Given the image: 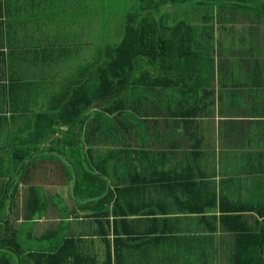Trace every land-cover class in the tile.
I'll list each match as a JSON object with an SVG mask.
<instances>
[{"label":"crops","instance_id":"0c3cea01","mask_svg":"<svg viewBox=\"0 0 264 264\" xmlns=\"http://www.w3.org/2000/svg\"><path fill=\"white\" fill-rule=\"evenodd\" d=\"M99 1L0 0V264H260L264 64L239 59L236 69V58L224 55L235 30L189 31L197 56L181 82L190 84L184 98L194 122L159 125L167 139L146 148L97 145L81 156L89 173L58 150L33 152L24 179L17 149L51 146L39 141L38 117L62 83L54 75L59 55L97 30ZM241 31L250 39H235L251 45L234 53L258 52L264 30ZM199 47L208 65H199Z\"/></svg>","mask_w":264,"mask_h":264},{"label":"trees","instance_id":"16d2710c","mask_svg":"<svg viewBox=\"0 0 264 264\" xmlns=\"http://www.w3.org/2000/svg\"><path fill=\"white\" fill-rule=\"evenodd\" d=\"M187 1L218 3V7H212L218 15L209 17L210 22L216 20L218 24L208 23L210 30L224 27L221 9H226L234 18V23L229 19V24L225 25L229 28H235L237 19L247 18L244 13L249 4L258 3L264 12V0H139L137 10L123 17L120 42L107 45L104 51L98 46V56L90 59H86V50H80L85 48L62 52L54 69L55 77L62 79V83L55 86L47 114L38 117L42 132L39 141H50L51 146L43 150L42 147L24 148L23 153L21 148L17 149L16 162L18 153L24 158V179L34 169L32 161L25 162L33 152L39 155L46 149L58 150L72 156L79 172L85 168L89 173L93 167H88L81 156L93 155L95 146L109 150L107 147L125 145L127 140L140 146L144 144L142 147L146 148L150 142L167 139L168 132L163 126L159 130V125L190 123L198 118L189 108V100L184 98L192 92H185L190 90V85L181 82L191 73L190 62L196 61L197 53L189 48L195 35L189 31L197 27L185 19L173 22L166 15L161 19L153 15L165 6ZM227 3L234 5L223 7ZM247 19L253 22L251 26L255 30L262 26L256 15ZM258 19L260 26L254 24ZM91 31L95 35V30ZM80 45L85 47L86 39H82ZM80 51L86 52V58L79 57ZM82 60L87 64L78 66V61ZM205 87L197 84L195 88ZM167 91L169 96L165 98ZM200 98L204 100V96ZM12 181L15 184V179ZM38 201L37 192L29 188L27 202L35 204ZM261 239L260 264H264V232Z\"/></svg>","mask_w":264,"mask_h":264},{"label":"rangeland","instance_id":"374dc122","mask_svg":"<svg viewBox=\"0 0 264 264\" xmlns=\"http://www.w3.org/2000/svg\"><path fill=\"white\" fill-rule=\"evenodd\" d=\"M152 1V0H149ZM146 2H144L145 4ZM139 4V0H100L98 4H96L93 7V14L91 18L95 26L97 27V30H95V35H93L91 30H85V39H86V46L80 47L85 49L80 50H86V52L80 51V56L82 58L90 59L91 57L98 56V46L100 47V50L103 49V51L106 49L107 45H115L118 42H120L122 36H123V17L126 13L136 11ZM172 6H165L161 10V12H153V15L156 18L164 17V15L167 16V19L169 21H178L185 19L192 23L194 26L197 27V30H210V27H208V23H214L217 26V21L213 20L212 22L209 21V17L213 15H218L215 10H213V6H217L218 3H212V2H199V1H187L185 3H177V4H171ZM234 5V3L226 4L225 8L231 7ZM259 4H249L247 5V10L245 11L244 15L247 16V18L250 19V17L257 16L262 21V26L258 28V30H264V12H262L259 9ZM218 7V6H217ZM224 12L225 17V23L224 27L221 26L220 29L217 28V30H235L230 32L229 39V48L231 49L230 52H225L224 55L231 56L232 58H236L233 60V65L236 66V69H239L242 64L239 59H242V62L247 63L248 61H252L251 59H254V61L258 58H262L263 60H260L262 64H264V44L261 45L258 52H252L248 53V51L245 52L243 55L241 53L235 54L234 51H240V50H249L250 48V42L249 40H244V43H239V40L235 39L237 35H243L245 34L248 39V33L241 31V30H254L252 26L248 25H239V19H237L235 22V28H229L228 26H225L229 24V19L231 20V23H234V18L230 17L231 15L226 13L227 10H222L220 13ZM229 12V11H228ZM155 13V14H154ZM204 16H207L206 18ZM236 18V17H235ZM205 19V20H203ZM245 19H243V23ZM230 23V24H231ZM242 23V22H241ZM233 25V26H234ZM207 26V27H206ZM244 36V35H243ZM96 44V47L94 46ZM97 48V50H95ZM205 47H199L198 52L201 54V60L202 62H199V65H208L209 64V58L206 52H202ZM102 51V52H103ZM248 53V54H247ZM247 54V55H246ZM86 55V56H85ZM222 55V56H224ZM242 56V57H239ZM85 59V60H86ZM84 62V63H83ZM223 62V60H222ZM81 63V65H80ZM87 63L86 61H78V66H85ZM226 65V64H225ZM225 65H223V68H225ZM250 69H246V71H249ZM203 72L206 73V71L203 69ZM190 85V84H189Z\"/></svg>","mask_w":264,"mask_h":264}]
</instances>
